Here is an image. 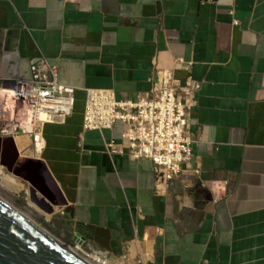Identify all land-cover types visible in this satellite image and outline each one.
Segmentation results:
<instances>
[{
	"label": "crops",
	"instance_id": "obj_1",
	"mask_svg": "<svg viewBox=\"0 0 264 264\" xmlns=\"http://www.w3.org/2000/svg\"><path fill=\"white\" fill-rule=\"evenodd\" d=\"M41 57L75 88L72 113L29 145L70 235L147 264H264V0H0V83ZM156 68L200 82L192 158L164 192L151 160L106 150L121 122L82 129L83 88L134 98Z\"/></svg>",
	"mask_w": 264,
	"mask_h": 264
},
{
	"label": "built area",
	"instance_id": "obj_2",
	"mask_svg": "<svg viewBox=\"0 0 264 264\" xmlns=\"http://www.w3.org/2000/svg\"><path fill=\"white\" fill-rule=\"evenodd\" d=\"M29 69V78L9 77L0 83L4 93L0 97V134L30 136L33 148L40 149L43 125L64 122L72 113L75 88L58 80L56 65L45 57ZM199 87L198 80L191 76L180 80L167 68H156L150 89L136 93L134 98L117 99L111 88L85 87L82 129L110 128L121 122L124 143L110 140L105 143L106 150L125 152L131 159L151 160L154 188L164 192L182 165L191 161L194 137L190 113ZM133 252L126 245L120 255L103 253L119 264H147Z\"/></svg>",
	"mask_w": 264,
	"mask_h": 264
},
{
	"label": "water",
	"instance_id": "obj_3",
	"mask_svg": "<svg viewBox=\"0 0 264 264\" xmlns=\"http://www.w3.org/2000/svg\"><path fill=\"white\" fill-rule=\"evenodd\" d=\"M12 152L9 162L0 161V165L13 175L25 182H33L36 190L59 205V199L52 181L46 174V168L37 160L24 157L26 163L21 167H14L18 161L19 152L13 138L7 137ZM34 162L30 164L28 162ZM40 161V160H39ZM45 168V169H44ZM46 170V171H45ZM31 184V183H30ZM31 186V190L35 188ZM43 203H45L43 201ZM50 211L51 204H44ZM84 241L80 234H76L75 242ZM0 264H87L81 256L72 251L70 245L62 243L40 226L20 214L15 208L0 199Z\"/></svg>",
	"mask_w": 264,
	"mask_h": 264
},
{
	"label": "rangeland",
	"instance_id": "obj_4",
	"mask_svg": "<svg viewBox=\"0 0 264 264\" xmlns=\"http://www.w3.org/2000/svg\"><path fill=\"white\" fill-rule=\"evenodd\" d=\"M22 136L24 135H19L16 138H14L15 144L20 153L18 162H23L24 157L34 158L36 156L34 153L30 154L29 156L22 155L23 154L22 151L25 145L26 146L30 145L32 147V139L30 138L31 142L29 144V140H26ZM14 177L20 180V182L23 181L26 185L29 186L28 195L26 193L25 194L21 193L19 196L15 194L13 195L11 194L12 192L8 190V188H4L1 185L2 182L0 181V198L2 200H4L8 204L16 208L23 214H25L34 223L39 225L41 228H43L45 231H47L50 235H52L54 238H56L60 242L70 245L72 250L76 254L81 256L84 260L92 261L91 257L94 256L92 252L93 250H101L104 252L103 249L97 248L87 241H83L80 245H78L75 242V237L70 235L67 225L62 221L63 220L62 218L64 217V212H65L64 208L54 205L48 199V197H46L39 190H36L35 185L32 182H29V181L25 182L19 177H16V176ZM30 185H32L35 188L34 191L31 190ZM28 200L32 206L36 207V209H32V207L28 204ZM43 201L45 203H43ZM44 204L46 205L51 204L52 209L49 211L45 207ZM146 260L147 259L145 258L144 263H146Z\"/></svg>",
	"mask_w": 264,
	"mask_h": 264
},
{
	"label": "bare ground",
	"instance_id": "obj_5",
	"mask_svg": "<svg viewBox=\"0 0 264 264\" xmlns=\"http://www.w3.org/2000/svg\"><path fill=\"white\" fill-rule=\"evenodd\" d=\"M17 137V136H16ZM15 137V138H16ZM24 137L26 140L27 137L26 136H22ZM35 149V148H34ZM37 149V147H36ZM18 150V149H17ZM20 154V153H19ZM15 176V175H14ZM13 176L12 173H10L9 171H6L4 167H2L0 165V181L2 182L1 185L4 187V188H8V190L10 192H12L11 194H15V195H20L21 193L23 194H27L29 193V186L26 185L23 181L20 182V180H18L17 178H15ZM17 177V176H16ZM1 199V198H0ZM3 202H5L4 200H2ZM6 204H8L7 202H5ZM28 204L32 207V209H36V207L32 206L28 200ZM10 205V204H8ZM11 206V205H10ZM13 207V206H11ZM14 208V207H13ZM16 209V208H15ZM17 210V209H16ZM20 214H22L24 217L28 218L25 214H23L22 212H20L19 210H17ZM30 221H32L30 218H28ZM33 222V221H32ZM36 224V223H35ZM37 225V224H36ZM39 226V225H38ZM80 245V244H78ZM73 251V250H72ZM93 254L94 256L91 257L92 258V261L91 260H84L87 264H119V263H116V262H112V260L110 259H107L106 257L104 256H101V254H98L99 251H95L93 250ZM74 252V251H73ZM90 258V259H91Z\"/></svg>",
	"mask_w": 264,
	"mask_h": 264
},
{
	"label": "flooded vegetation",
	"instance_id": "obj_6",
	"mask_svg": "<svg viewBox=\"0 0 264 264\" xmlns=\"http://www.w3.org/2000/svg\"><path fill=\"white\" fill-rule=\"evenodd\" d=\"M8 138L3 136V137H0V161L2 162H9L10 158H11V155L10 153L12 152V149L10 147V145L8 144ZM22 155L23 156H29L30 154H33V149L29 148V146H24L23 148V151H22ZM25 162V160H23V162H16L14 163V167L17 166V167H21V165H23ZM30 163L31 165L32 164H35L34 162L30 161L28 162ZM50 200H52L54 202V198L51 197Z\"/></svg>",
	"mask_w": 264,
	"mask_h": 264
},
{
	"label": "trees",
	"instance_id": "obj_7",
	"mask_svg": "<svg viewBox=\"0 0 264 264\" xmlns=\"http://www.w3.org/2000/svg\"><path fill=\"white\" fill-rule=\"evenodd\" d=\"M37 162L40 163L41 165H43V163H42L41 161L37 160ZM44 169H45V168H44ZM45 171H46V170H45ZM46 174H47L48 178L50 179V181H52L47 171H46ZM32 183H33V182H32ZM33 184H34V183H33ZM42 193H43V192H42Z\"/></svg>",
	"mask_w": 264,
	"mask_h": 264
}]
</instances>
